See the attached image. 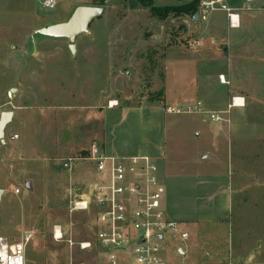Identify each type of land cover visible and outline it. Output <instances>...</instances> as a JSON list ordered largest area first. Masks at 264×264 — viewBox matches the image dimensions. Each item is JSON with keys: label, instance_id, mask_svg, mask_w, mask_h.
Masks as SVG:
<instances>
[{"label": "rangeland", "instance_id": "obj_1", "mask_svg": "<svg viewBox=\"0 0 264 264\" xmlns=\"http://www.w3.org/2000/svg\"><path fill=\"white\" fill-rule=\"evenodd\" d=\"M79 2L91 5L93 1ZM177 2L161 0L155 4H183ZM76 3L57 0L55 8L46 9L40 0H0V115L3 111H13V119L5 129L6 136L12 137L15 132L21 134L16 142L2 144L0 141V189L13 193L8 196L11 202L5 200L4 192L0 198V235L16 242L22 240L23 233L33 231L27 246V251H33V257L28 256V264L95 260L88 251L77 247L70 249L64 240L56 241L52 231L56 224L64 226L68 221L69 184L84 189L85 184L96 180V164L83 158L89 151V142L100 134V115L105 129L102 138L108 142V152L127 154L138 150L144 141L131 123L152 126L151 150L156 148L155 141H158L165 154L156 161L160 176L168 171L191 174L196 170L192 164L194 153L200 156L203 149H216L212 142L206 143L203 128L225 125L223 121L212 120L209 113L169 112L163 117L162 111L161 115L152 112L154 106H162L167 111L171 105H181L173 101L174 96L177 90L190 84L193 58L200 51L215 47V44L204 43L199 47L189 45L192 40L205 38V34L202 28L192 26L188 15L170 13L163 18L143 5L133 7L126 0H104L103 13L91 22L87 32L77 37L73 54L68 39L42 35L37 30L67 20ZM234 6L242 8L243 1L239 0ZM214 19L228 24L223 11L211 13L207 20ZM248 23L243 24L241 31L246 42L252 43L249 45H253V55L242 60L245 63L240 65H235L232 57L236 61L241 57L234 54L223 61L229 69L244 66L253 77L251 81L264 91V12L257 13ZM219 47L223 50L221 45ZM221 62L213 60L207 68L215 71ZM111 100H116L119 106L109 109L107 105ZM50 109H90L95 114L91 124H84L85 130L91 131L85 137L89 144L83 154L82 151L73 154V171H66L61 164L56 166L47 159L48 152L34 143L33 133L32 139L26 137V130L36 125L37 115ZM233 115L242 124L239 127L242 137L229 134L225 128L222 142L214 144L219 145L220 150L213 152L215 155H211L208 163L216 161L234 177L244 179L248 188L234 194L230 222L218 230L210 229L213 244L220 246L241 230L254 228L257 219L264 214L263 199L259 200L263 188L257 185L264 175H258L255 183L249 176L252 171L264 174V136L256 138L257 134L264 133V113L258 112L256 126L246 125L245 115L237 109H233ZM198 123L201 136L197 135L200 132ZM82 128L83 125H75L78 134L83 132ZM56 129L57 135L62 134V125ZM141 133L147 132L142 130ZM28 182L30 187H27ZM73 216L92 219L97 228L95 208L75 211ZM83 226L76 237L92 235L93 232ZM192 228V240L203 242L204 230ZM170 241L165 243L168 259L174 254L175 241Z\"/></svg>", "mask_w": 264, "mask_h": 264}, {"label": "crops", "instance_id": "obj_2", "mask_svg": "<svg viewBox=\"0 0 264 264\" xmlns=\"http://www.w3.org/2000/svg\"><path fill=\"white\" fill-rule=\"evenodd\" d=\"M73 1L74 3H76V1L78 2L74 4V8L79 4H83L79 2L80 0ZM153 1L155 3L156 1L161 0ZM176 1L184 3L187 0ZM227 1H229V4L234 6L239 0ZM166 5L171 4H163L158 6ZM239 11L241 23L238 27H230L229 24L224 25L216 19L212 21H201L200 19H194L193 17L189 16L192 26H198L202 28V32L205 34L206 38L205 39L204 37H201L202 41H204L203 43L209 45L215 44V47H208L209 49L200 51V53L193 58L194 66L193 77L191 78L192 80L190 84L186 86V88L176 91L173 101L181 105L202 101L209 111H223L224 119L221 121L225 122V125L212 126V129L211 126H205L203 128L207 136L205 140L206 143L208 144L209 142H212V147L216 149L210 148V151L209 149H203L202 152H200V156H197V154L194 153V161L192 164L195 166L196 170L191 171V174H179L174 171H168L163 176H160L159 174L162 186L164 188L163 204L166 207L164 208L167 214L169 217L182 222L185 225V229L189 232V239L187 243H181L178 239H171V241H175L172 245L174 246V254H171L168 257L174 263L185 261L187 264L201 262L224 264L231 258L236 264H264V214L260 215V218L257 219L254 228L251 227L241 230L238 232L236 237L232 236L230 241L228 239L225 245H222L223 242L221 243V246L217 243L213 244L214 237L210 232L211 228L218 230L221 227H224L227 222H230L231 205L234 194L241 193L245 188H248L244 179L239 176L234 177L233 174L229 173L224 167L222 168L219 166L216 161H211L208 163V161L211 159V155H215L213 152L220 150L219 145L214 146V144H219L222 142L225 128H227L229 134L231 133L237 137L243 135V132H240L239 128L242 124H240L239 120L236 119V116L233 115V109H237L241 114L245 115L244 123L246 125L256 126L258 112L264 113V91L259 89L258 86H256L251 81L253 79L251 73L245 71L244 66H242V68L237 67L236 69H229L228 65H226V63L223 61V59H227L228 61L230 56L232 57L234 54L237 57H241V60L239 61L234 60L232 57L235 65H240L241 63H245L241 62L242 60L248 58L250 55H253V52H251L253 45H249L252 43L246 42L244 36L242 35L241 29L244 23L249 24L248 22L252 21L257 13L264 11H248L243 10L242 8H239ZM218 45H221L223 50H220L219 48L221 47ZM218 59L219 61H222V65L218 66L215 71L211 70V68H207L208 65L210 66L212 64L213 60L218 61ZM221 75L224 76L225 82L220 80ZM181 78L184 79L185 77H183L181 74ZM233 96L244 97L245 104L235 105L229 108L228 105L231 102ZM116 106H119V104L113 106L107 105L109 109H112ZM127 108H133L134 110L139 111L144 109L143 107ZM161 111L163 117H165L166 114H169V112L165 111L162 106L152 107V112L155 114L158 113L161 115ZM206 113L208 112L199 114L204 115ZM94 115L95 114H93V110L90 109H85L84 111L70 109L44 110L37 115L38 117L36 125L33 123L34 126L31 125V129L29 131L26 130L25 134L29 140L32 136L35 137L33 138L34 143L41 146L44 151H47L49 156L52 155L46 158L50 159L51 162L53 161L52 163L56 166L61 164L66 171L74 170V161L71 160L74 157L73 154H75L77 151H82L81 154H83L84 151H86L84 150L85 147L88 146L89 143H91L90 146L93 143H97L108 155H149L153 157L155 161L165 157L164 149H162V146L158 143V141H155L156 148L151 150V145L154 143V140L149 139V135L153 136L154 134L152 126L146 127L147 123L142 124L129 122L132 124L133 130L137 134L142 135V140L144 143L140 145L138 150H132L127 154L114 153L113 151L108 152V142L102 138L105 129L103 128L104 122L101 115L100 126L98 128L100 133L99 136L95 135L96 137H94L91 142H86L85 137L91 131H87V129L85 130L84 124H91L93 122V118L95 117ZM76 124H79V126L83 125L84 129L82 128V133H77L78 130L75 129ZM60 125L63 126V132L62 134L57 135L56 127ZM197 126V128L200 129V132H198L197 135L201 136L202 129L200 128V123H198ZM123 129L128 128L123 127ZM142 130L146 131L147 133L143 135V133H141ZM14 134H17L18 137L16 139H11V137L6 136L5 131V143H7V141L13 143L20 139V133L15 132L11 135ZM31 134L32 136H30ZM260 135L264 136V133L257 134L256 138H258ZM69 158L70 160H68ZM257 172L258 171H252L249 173V176L255 179L254 183L258 181V175H264L263 173L261 174ZM257 185L263 188L262 194L259 196V200L263 199L262 201L264 202V179H259ZM4 193L5 200H7V202H11L8 196L13 193H10V190L7 189H4ZM192 197L193 199L190 200ZM262 207H264V204ZM73 213H70L67 210L68 221H66L64 226L56 224L63 232V240L67 243V239L70 237L79 241L91 239L94 236L96 230L95 221L92 219L89 221L88 218L84 219V216L78 218L73 216ZM82 226L84 229L86 228L89 230L90 233L93 232L92 235L88 236L87 233L86 236L76 237V234L81 232L79 229H82ZM192 226L204 230L205 239L203 242L192 240L190 232V229L191 231H194ZM28 232L29 231L26 233ZM26 233H23L22 240L20 241L15 242L9 240L8 237L6 238L12 243L22 244L28 261L29 255L30 257H33V251H27V246L33 237H31L28 242H25L24 238ZM31 233L33 235V231H31ZM55 240L63 241L57 239ZM227 246L228 248L226 249ZM88 253L95 260H91L92 262L87 261V263H95L97 261V250H88ZM53 257L54 256L51 258L53 259ZM68 263L69 260L67 264Z\"/></svg>", "mask_w": 264, "mask_h": 264}, {"label": "built area", "instance_id": "obj_3", "mask_svg": "<svg viewBox=\"0 0 264 264\" xmlns=\"http://www.w3.org/2000/svg\"><path fill=\"white\" fill-rule=\"evenodd\" d=\"M46 9H53L57 0H40ZM243 10H263L264 0H243ZM215 11L226 14L230 27H238L241 23L238 7L230 5L227 0H200L198 19L206 21ZM202 39L189 42L191 47H199ZM220 80L225 82L223 75ZM243 98L233 96L229 108ZM111 100L109 106L117 105ZM171 113H204L208 112L214 121L224 119L223 111H209L202 101L185 105H171L167 108ZM14 134L11 139H16ZM96 164V180L81 187H68V211L97 210V228L94 236L88 240L68 238L71 249L77 247L81 251L97 250V261L93 264H176L165 255L166 242L178 239L187 243L189 232L185 225L167 214L163 200L162 186L158 165L149 155L118 156L108 155L97 144L93 143L84 157ZM80 189V191H79ZM19 192V189L16 190ZM59 231V236H57ZM54 238L63 240L60 227L55 225ZM32 233L25 234V242ZM0 264H27L22 244L12 243L0 236ZM68 264H90L84 261L70 260ZM178 264H187L185 261ZM195 264H212L201 262ZM224 264H236L230 258Z\"/></svg>", "mask_w": 264, "mask_h": 264}, {"label": "water", "instance_id": "obj_4", "mask_svg": "<svg viewBox=\"0 0 264 264\" xmlns=\"http://www.w3.org/2000/svg\"><path fill=\"white\" fill-rule=\"evenodd\" d=\"M103 10L104 7L100 5H77L67 20L41 27L37 32L46 36L68 39L69 47L74 54L77 48V37L88 31L91 22L99 17L103 13ZM193 18L198 19V13ZM15 90V88H12V91ZM12 116L13 111L11 110L3 111L0 116V141L3 144L6 142L5 128L11 121ZM27 187H30L29 182L27 183ZM3 192L4 189H0V198Z\"/></svg>", "mask_w": 264, "mask_h": 264}, {"label": "trees", "instance_id": "obj_5", "mask_svg": "<svg viewBox=\"0 0 264 264\" xmlns=\"http://www.w3.org/2000/svg\"><path fill=\"white\" fill-rule=\"evenodd\" d=\"M131 6L135 7L137 5H143L149 7L151 11L159 16V17H167L170 13L175 15H188L190 17H194V15L198 12V6L200 0H187L182 5H166V6H158L154 3L153 0H126ZM93 5H104V0H94L92 2Z\"/></svg>", "mask_w": 264, "mask_h": 264}, {"label": "clouds", "instance_id": "obj_6", "mask_svg": "<svg viewBox=\"0 0 264 264\" xmlns=\"http://www.w3.org/2000/svg\"><path fill=\"white\" fill-rule=\"evenodd\" d=\"M237 101H241V103H237ZM236 103L237 104H240V105H243L244 101H243V98H239L237 99ZM57 236H59V231H57Z\"/></svg>", "mask_w": 264, "mask_h": 264}, {"label": "snow or ice", "instance_id": "obj_7", "mask_svg": "<svg viewBox=\"0 0 264 264\" xmlns=\"http://www.w3.org/2000/svg\"><path fill=\"white\" fill-rule=\"evenodd\" d=\"M237 103H241V101H237Z\"/></svg>", "mask_w": 264, "mask_h": 264}]
</instances>
